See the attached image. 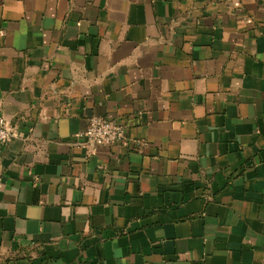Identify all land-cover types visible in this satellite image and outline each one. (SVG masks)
Returning <instances> with one entry per match:
<instances>
[{
	"label": "crops",
	"instance_id": "1",
	"mask_svg": "<svg viewBox=\"0 0 264 264\" xmlns=\"http://www.w3.org/2000/svg\"><path fill=\"white\" fill-rule=\"evenodd\" d=\"M0 111V264H264V0H0Z\"/></svg>",
	"mask_w": 264,
	"mask_h": 264
},
{
	"label": "built area",
	"instance_id": "2",
	"mask_svg": "<svg viewBox=\"0 0 264 264\" xmlns=\"http://www.w3.org/2000/svg\"><path fill=\"white\" fill-rule=\"evenodd\" d=\"M125 132L124 124L108 117L93 116L83 136L89 144L114 145L125 140ZM10 136L8 123L0 111V141H5Z\"/></svg>",
	"mask_w": 264,
	"mask_h": 264
}]
</instances>
